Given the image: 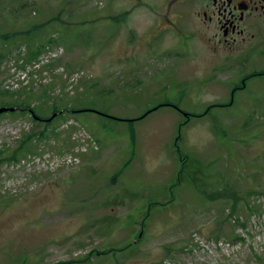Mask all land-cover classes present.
Here are the masks:
<instances>
[{"label": "rangeland", "instance_id": "374dc122", "mask_svg": "<svg viewBox=\"0 0 264 264\" xmlns=\"http://www.w3.org/2000/svg\"><path fill=\"white\" fill-rule=\"evenodd\" d=\"M0 3V35L13 29L5 16L16 15L18 29L62 12L58 33L43 29L42 43L55 41L37 57L0 36V92L25 87L44 118L55 102L96 110L67 111L47 126L27 110L0 113L4 155L47 130L17 161L0 162V264H264V74L232 105L208 108L264 69V24L254 49L221 53L213 66L200 45L166 63L159 82L125 38L126 19L150 22L144 7L124 19L126 0ZM11 101L0 93V105ZM164 102L205 114L186 119L159 106L132 122L133 138L130 122L109 116L136 118Z\"/></svg>", "mask_w": 264, "mask_h": 264}, {"label": "flooded vegetation", "instance_id": "af4514ba", "mask_svg": "<svg viewBox=\"0 0 264 264\" xmlns=\"http://www.w3.org/2000/svg\"><path fill=\"white\" fill-rule=\"evenodd\" d=\"M126 1V9L121 13L124 19L140 7L146 8L143 11L151 16L150 22L142 26L137 22L130 24V18L126 19L125 38L136 44L137 51L131 53L151 61L155 81L159 82L160 76L169 74V69L163 73L166 63L185 58L189 52L194 56L200 45L206 49L208 62L213 66L221 53L231 55L254 49L258 46L255 35L264 24V0H177V4H159L157 0ZM132 7H136L135 10ZM262 54L264 59V48ZM256 72L264 74V69ZM169 106L174 107L172 103Z\"/></svg>", "mask_w": 264, "mask_h": 264}, {"label": "trees", "instance_id": "16d2710c", "mask_svg": "<svg viewBox=\"0 0 264 264\" xmlns=\"http://www.w3.org/2000/svg\"><path fill=\"white\" fill-rule=\"evenodd\" d=\"M3 3H0V6L2 5ZM24 5V3L21 2V6ZM22 11V10H20ZM1 13V12H0ZM62 14V12H61ZM61 14H60V11L58 12V14L55 16V17H52L48 20H45V21H41V22H37V21H33L31 23H26L23 21L24 23V27H21V28H18V29H14V25L16 27H19L16 25V22H17V18L16 15H9V16H5V17H8L6 18L8 20V22H12L13 25H12V31H9V33H5V34H2L0 35L2 38H3V42L8 40L9 42H7L6 44L7 45H18L20 43H23L25 46H26V50L28 52V56L31 57V56H34V57H37L40 53V50L41 48H43L46 43H53L55 41V38L53 37L54 35L52 36H49L47 37V39L45 40V43L43 42L42 43V40L44 39L42 37V34L44 33L43 29L46 28L48 30H50V27L48 26V24H52V27L53 29L58 33L57 31V27H58V24H61L62 20H61ZM10 39V40H9ZM260 75H263V73L261 72H256V71H253V72H250L248 74H245L241 77L240 81L235 83L233 88H232V93L230 95V98L232 101H229L226 102V103H219V104H215V105H210L208 108H212L214 106H230L232 105L233 103V96L234 94L237 92V90H243L245 89L246 87V84L247 82L253 78V77H256V76H260ZM93 87V84L91 85ZM45 91L44 90L42 92V94L40 95H44L45 94ZM47 92V91H46ZM0 93H3L4 95H9L11 97H13V101L11 102H3L0 107L2 106H5V107H15V109L13 111H16V110H20V112H25L26 110L31 113V119L34 123L40 125L41 123H43L44 126H47L49 124L50 121H47L48 117L44 118L39 112L41 111V107H31V103L35 100V97H32L31 95V92L30 91H26L25 90V87H18L16 89H13L11 91H8L6 90V93L5 92H0ZM40 95H38V97L40 98ZM46 97V95H45ZM46 98H42V100L46 103ZM171 103V102H170ZM170 103H164V104H160V105H157L155 106V108L153 109H149L147 111H145L144 113H142L140 116L136 117V118H123V119H120V118H117V117H114L112 115H109L111 118H113L114 120H121V121H127V122H130L128 128H129V132H130V137L133 138V123L134 120H137V119H140V118H143L145 117L146 115H148L149 113H151L152 110H157V108H159V106H165V105H170ZM174 105V107H176V109L180 110V108L172 103ZM83 110H95V108H90L88 109L87 107L85 108L84 106H81L79 108H75L74 106H63V107H60L56 102L55 103H52V106H51V114L52 113H56V116H61L64 112H70V111H73L74 113L76 112H80V111H83ZM182 110V109H181ZM13 111H6V112H13ZM28 112H25L26 114ZM97 112H101V111H98ZM181 112H184L183 110ZM4 113V112H2ZM185 113V116L187 117L186 119H188L190 116H201L205 113H199V114H194V113H189V112H184ZM50 114V115H51ZM100 115L102 116H106L105 113H99ZM108 116V115H107ZM50 117V116H49ZM54 119V118H53ZM185 119V120H186ZM52 120V119H51ZM187 121V120H186ZM185 121L181 122L182 124H184ZM181 125H179V128H178V135H177V138L179 139V136H180V131H181ZM35 133L37 132L34 131ZM34 132L32 133H26L20 140H19V143L14 147V149H12V151L7 154V155H4L2 153V151H0V162L2 161H17L18 158L20 156H23L24 154L28 153L29 151H31L32 149V146H31V141L33 139V134ZM39 135H43L45 136V134L47 133V130L43 127L40 131L37 132ZM177 150V149H176ZM179 155H182L180 158H181V166L185 165L187 163V159H188V155L186 154H182V153H179ZM185 159H186V162H185ZM188 164V163H187ZM181 174V172H180Z\"/></svg>", "mask_w": 264, "mask_h": 264}, {"label": "water", "instance_id": "95a60500", "mask_svg": "<svg viewBox=\"0 0 264 264\" xmlns=\"http://www.w3.org/2000/svg\"><path fill=\"white\" fill-rule=\"evenodd\" d=\"M15 109V107H5V106H2L0 107V113L2 112H6V111H13ZM56 115V113H52V115L47 119V120H51L52 117H54Z\"/></svg>", "mask_w": 264, "mask_h": 264}]
</instances>
